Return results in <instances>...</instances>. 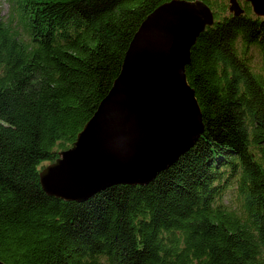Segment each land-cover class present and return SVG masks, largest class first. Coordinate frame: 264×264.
<instances>
[{"label":"trees","instance_id":"trees-1","mask_svg":"<svg viewBox=\"0 0 264 264\" xmlns=\"http://www.w3.org/2000/svg\"><path fill=\"white\" fill-rule=\"evenodd\" d=\"M171 0H0V260L6 264H264V17L215 14L186 67L204 132L147 185L85 202L47 195L118 77L144 19ZM4 4L8 12L3 13Z\"/></svg>","mask_w":264,"mask_h":264},{"label":"water","instance_id":"water-1","mask_svg":"<svg viewBox=\"0 0 264 264\" xmlns=\"http://www.w3.org/2000/svg\"><path fill=\"white\" fill-rule=\"evenodd\" d=\"M244 2L264 17V0ZM229 12L241 16L245 9L229 0ZM214 24L202 0H171L144 19L95 114L41 169L47 195L82 203L114 185H147L195 145L205 126L186 67L198 37Z\"/></svg>","mask_w":264,"mask_h":264},{"label":"rangeland","instance_id":"rangeland-1","mask_svg":"<svg viewBox=\"0 0 264 264\" xmlns=\"http://www.w3.org/2000/svg\"><path fill=\"white\" fill-rule=\"evenodd\" d=\"M239 1L242 7H244L245 5L244 0H239ZM2 9L4 14L8 12V7L6 4H4ZM248 59L250 60L251 66L256 73L264 74V71L262 70V57L258 49L251 48L248 52Z\"/></svg>","mask_w":264,"mask_h":264}]
</instances>
